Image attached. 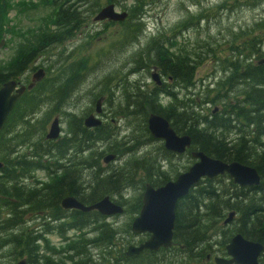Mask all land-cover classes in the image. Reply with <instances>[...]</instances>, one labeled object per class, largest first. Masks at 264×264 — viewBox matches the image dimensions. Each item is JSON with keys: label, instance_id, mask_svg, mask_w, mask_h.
Returning <instances> with one entry per match:
<instances>
[{"label": "trees", "instance_id": "1", "mask_svg": "<svg viewBox=\"0 0 264 264\" xmlns=\"http://www.w3.org/2000/svg\"><path fill=\"white\" fill-rule=\"evenodd\" d=\"M93 1V10L98 13L100 2L104 0H0V52L4 42L3 49L10 44L6 38L12 42L16 37L10 57L0 58V88L9 81L25 87L30 85L31 79L27 78V83H21L20 79L47 48L64 44L81 30L86 18L83 6ZM105 1L107 4L118 2ZM150 1L153 2L134 1L135 5L121 23L114 47L123 50L138 42L144 32V7L149 6ZM233 1L239 5L264 2ZM33 3L47 8L51 14L44 19V26L24 36L8 16L12 9L27 8ZM225 6L226 3L217 5L215 10L223 12ZM203 16L194 17L195 22L192 18L190 24L197 29ZM259 26L260 39L255 37L249 44L233 43L231 53L228 51L230 58L225 59L229 60L225 67L230 74L219 83V86L227 85V89L215 99L222 105L220 111L208 113L203 108L208 103L202 99L198 102L201 96L194 92L198 57L185 45L176 43L173 36L177 32H173V36L160 34L150 38L134 56V63L139 62V70H157L160 85L153 83L151 88H146L140 81L128 82L124 77L117 86H110L113 76L104 78L102 84L107 88L101 93L105 104L110 105L120 93L121 104L114 111L108 107L110 120L101 121L96 128L83 125L87 115L79 117L62 112V107L96 65L90 69L88 59L80 56L67 67L60 61L61 71L56 76L51 69H42L43 79L26 89L0 131V252L10 251L11 264H16L19 259L25 264H215L213 257H226V245L235 234H241L263 246L259 262L264 264V64H259L264 56L260 47L264 43V22ZM33 70L35 74L39 69L33 67ZM211 102L214 104L215 101ZM54 112L65 114L67 123L64 136L51 141L46 139V124ZM150 114L166 119L177 135L190 137L191 147L187 150L190 159L192 152H201L225 163L237 162L253 167L261 182L255 188H239L226 175L203 179L176 204L174 245L167 250L143 251L127 257L130 245L126 249L115 247L117 231L103 220L104 216L96 211L66 210L61 201L72 197L90 206L109 197L123 207L125 202L112 195L122 191L124 186H131L139 174L143 192L146 183L159 188L169 182L159 167L152 165L151 155L136 157L138 149L155 141L147 130ZM117 120H124L128 129L140 132L139 135L117 141L120 131ZM132 124L136 130L129 128ZM18 127L20 129L16 131ZM231 135L234 137L230 138ZM155 151L162 156L161 160L175 155L165 150L162 142ZM109 155L115 158L105 164L104 159ZM126 157L129 158L121 167H101V161L108 165L117 158ZM80 169L87 170V180L80 177ZM38 173H45L46 181L41 180ZM142 194L135 200L138 214ZM30 213H44L56 222H47L41 228L48 235L55 234L61 239L58 246H50L48 237L37 241V237L25 229L14 232ZM230 213H234L232 228L224 233L221 246L214 250L213 237L218 235L220 224ZM131 223L128 225L130 231ZM85 230H91L94 237ZM70 231L74 236L68 237ZM143 236L139 243L149 237ZM89 248L97 251V257Z\"/></svg>", "mask_w": 264, "mask_h": 264}, {"label": "rangeland", "instance_id": "2", "mask_svg": "<svg viewBox=\"0 0 264 264\" xmlns=\"http://www.w3.org/2000/svg\"><path fill=\"white\" fill-rule=\"evenodd\" d=\"M135 0H118L115 2L114 7L118 13H127L135 5ZM226 3L225 10H215L217 5ZM95 1L88 5H84V16L85 25L81 30L76 33L71 40L65 42L62 45L51 46L46 49L44 53L32 64L31 68L25 73L23 78L20 79L21 83H27V78L30 80L34 74L33 67L36 69L50 70L54 76L60 73L59 63L64 61L66 67L79 59L80 56L88 59V67L92 69V66L96 65L93 71L90 70V74L87 75L84 82L76 90L72 97L62 107L63 113H72L79 117L90 114L95 109L96 102H100V108L102 109V121L108 122L110 120V114L107 111L109 107L112 111L114 108L121 104L120 97L122 94L115 96L110 105L105 104V97L103 93L106 92V84H102L106 76H113L112 81L109 82L110 86H117L121 83L124 77L127 78L128 82L140 81L146 88L153 86L152 74L158 73L155 68L150 69L149 72L146 70H139V62L134 63V56L137 51L145 47L150 38H156L160 34H169L173 36V32H177L173 37L177 44L185 45L187 50L194 51L195 56L198 60L195 63L196 70L194 76L195 88L194 92H199L198 102L206 101L203 106L206 112L220 111L222 105L217 102L218 97L223 94L224 90L227 89V85L223 84L219 86L221 81H225L230 72L225 67L227 56L230 55V47L233 43H246L249 44L253 38H261L260 23L264 22V2L260 4L254 3H243L238 4L233 0H153L150 1L149 6H145L142 24L144 32L138 38V42L132 47L124 48L119 50L114 47L118 39V32L122 29V22H114L111 24L108 21L95 22L94 17L97 12H94L93 5ZM100 8L107 5L106 1L100 2ZM131 8V9H130ZM88 10V11H86ZM86 11V12H85ZM143 11V10H142ZM217 11V12H216ZM220 12V13H219ZM51 14L47 8L40 4H31L27 8H15L9 13L8 18L11 19L12 23L18 27V31L24 36L27 32L40 28L43 25L45 18ZM204 15V16H203ZM203 16L202 20L199 21L196 26L190 24L192 18ZM201 19V18H200ZM191 20V21H190ZM195 22V21H194ZM44 26V25H43ZM263 28V26H262ZM16 38V37H15ZM8 39L9 46L3 49L1 47L0 58L10 57L11 48L16 43V39ZM261 50L264 53V43L260 44ZM247 52V51H246ZM231 53V51H230ZM259 57V54L257 58ZM264 58V56H263ZM261 58V60L263 59ZM225 60V61H224ZM223 61V62H222ZM42 65V67H39ZM132 71V73H129ZM46 73V72H45ZM52 75V76H53ZM65 77L63 75L62 79ZM52 78V77H51ZM215 90H217L215 92ZM219 90V91H218ZM103 92V93H101ZM119 94V93H118ZM236 96V95H234ZM103 97V98H102ZM215 101L211 104V101ZM49 112V111H47ZM61 112H54L48 123L46 124V133L50 124L54 118H58L61 127V134L58 139L62 138L64 131L66 130V116ZM202 113V112H201ZM133 125V124H132ZM116 126L120 129L117 135V141L124 140L127 136L138 134L140 132L128 129V125L124 120L116 121ZM134 128L130 126L129 128ZM131 128V129H132ZM20 128L18 127L16 131ZM136 130V129H135ZM234 136H230L233 138ZM229 138V139H230ZM156 141V142H155ZM150 145H144L136 151V157H142L146 154L151 155V163L158 166L161 173L169 180L173 181L176 176L189 166L194 163L195 160L190 159L188 153L183 155H174L172 158L161 160V155L155 151L158 149V144L161 141L155 140ZM176 157V158H175ZM126 158H117L114 162L105 165L101 161V167L109 166L110 168H117L123 166ZM191 161V162H190ZM190 162V163H189ZM162 165V166H161ZM87 170L79 171V175L83 180H87ZM90 171V176L92 175ZM39 178L46 181L45 173H38ZM141 174L135 177L134 183L127 187L124 186L122 191L112 195L114 199L125 202L123 206V214L105 217L103 220L117 231L114 244L116 248L126 249L128 245H138V243L144 238L143 235L133 234L128 225L132 220L138 216V205L135 200L139 194H142L141 186L142 180L139 179ZM153 177V176H152ZM31 181V180H30ZM157 182V180H155ZM147 184V183H146ZM30 215H26L24 219H28ZM38 223V222H36ZM232 223L220 224L218 235L213 237L212 242L214 250H217L223 240V235L229 229L232 228ZM28 227L34 229L33 222L28 220V225L22 228L27 230ZM129 229V230H128ZM90 237H94V233L91 230H85ZM68 237L74 236V232H68ZM58 237H51L49 245L58 242ZM97 257V251H89ZM8 250L0 252V263L11 264L12 258L8 257ZM48 254V253H47ZM47 254L45 256L47 257ZM218 256V255H217ZM50 257L55 258L54 255ZM23 260V259H22ZM19 259L17 262L22 261ZM16 262V264H17Z\"/></svg>", "mask_w": 264, "mask_h": 264}, {"label": "water", "instance_id": "3", "mask_svg": "<svg viewBox=\"0 0 264 264\" xmlns=\"http://www.w3.org/2000/svg\"><path fill=\"white\" fill-rule=\"evenodd\" d=\"M127 16L125 12H116L114 5L110 4L100 9L94 17V21L123 22ZM259 64H264V58ZM43 77L44 71L39 69L32 76V83L27 87L16 81L3 84L0 88V131L26 89H31ZM152 80L156 85L161 84L157 73L152 74ZM95 111L98 115L101 113L99 101L96 103ZM101 123L100 119L92 114L83 120V125L89 129L96 128ZM147 130L154 140L162 141L165 150L171 153L184 154L191 147L189 136L177 135L169 122L158 115L150 114L148 116ZM59 132V121L55 118L48 128L46 139L57 140ZM191 156L195 159V163L187 171L179 174L174 181H169L159 188H154L149 183L145 185L141 199L142 206L139 215L131 223V231L136 235L148 234L149 237L138 246H128L127 257L138 255L143 251L166 250L173 246L176 204L185 198L203 179H214L226 174L240 188H255L260 185V177L253 167L237 162L225 163L201 152H192ZM114 158L115 156L109 155L104 159V163L107 164ZM61 206L66 210H78L83 213L96 211L106 217L123 213V207L113 203L109 197H105L90 206L81 204L75 198L66 197L61 201ZM233 216L234 213H230L224 224L230 223ZM225 251L227 257H214L215 264H260L259 258L263 246L245 239L241 234H236L226 245ZM18 264H25V262L20 261Z\"/></svg>", "mask_w": 264, "mask_h": 264}, {"label": "flooded vegetation", "instance_id": "4", "mask_svg": "<svg viewBox=\"0 0 264 264\" xmlns=\"http://www.w3.org/2000/svg\"><path fill=\"white\" fill-rule=\"evenodd\" d=\"M94 113H95V109L92 112H90V114H94ZM98 116H99V118L101 120L102 119V111H101V113ZM59 124H60V122H59ZM60 134H61V127H60ZM64 134H65V131H64ZM29 215L31 217H29L28 219H26L17 228H14V232L15 231L21 232L22 229H23L22 227L28 225V220H29L30 222H33V224H34L35 227H34V229H31V227H28L26 231L28 233H32L35 237H37V241H39L42 237H44V238L45 237H48L49 240H50L51 237H57L55 234L48 235L47 233L43 232V230L41 228L47 222H49V223H56V222H53L52 220H50L49 218H47L46 216H44L45 215L44 213H35V214H31L30 213ZM36 222H38V223H36ZM59 241H61V239H58V242ZM52 245H56V243L55 244H52Z\"/></svg>", "mask_w": 264, "mask_h": 264}, {"label": "bare ground", "instance_id": "5", "mask_svg": "<svg viewBox=\"0 0 264 264\" xmlns=\"http://www.w3.org/2000/svg\"><path fill=\"white\" fill-rule=\"evenodd\" d=\"M162 166V165H161ZM52 218V217H51ZM228 218V216L224 219V221H223V224H224V222L226 221V219Z\"/></svg>", "mask_w": 264, "mask_h": 264}]
</instances>
